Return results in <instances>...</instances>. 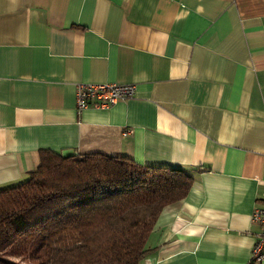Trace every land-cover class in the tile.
I'll return each instance as SVG.
<instances>
[{
  "label": "crops",
  "instance_id": "1",
  "mask_svg": "<svg viewBox=\"0 0 264 264\" xmlns=\"http://www.w3.org/2000/svg\"><path fill=\"white\" fill-rule=\"evenodd\" d=\"M79 83L136 92L78 112ZM43 149L192 173L141 264H264V0H0V188Z\"/></svg>",
  "mask_w": 264,
  "mask_h": 264
},
{
  "label": "trees",
  "instance_id": "2",
  "mask_svg": "<svg viewBox=\"0 0 264 264\" xmlns=\"http://www.w3.org/2000/svg\"><path fill=\"white\" fill-rule=\"evenodd\" d=\"M193 182L183 168L43 149L25 180L0 188V264H141Z\"/></svg>",
  "mask_w": 264,
  "mask_h": 264
},
{
  "label": "built area",
  "instance_id": "3",
  "mask_svg": "<svg viewBox=\"0 0 264 264\" xmlns=\"http://www.w3.org/2000/svg\"><path fill=\"white\" fill-rule=\"evenodd\" d=\"M136 86L133 83H79L76 86L77 110L94 107H109L120 100L135 95ZM253 220L260 224L261 230L253 248V261L264 262V207H256L253 211Z\"/></svg>",
  "mask_w": 264,
  "mask_h": 264
}]
</instances>
